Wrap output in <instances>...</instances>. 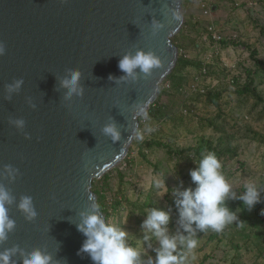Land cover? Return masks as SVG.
Masks as SVG:
<instances>
[{
	"label": "water",
	"instance_id": "obj_1",
	"mask_svg": "<svg viewBox=\"0 0 264 264\" xmlns=\"http://www.w3.org/2000/svg\"><path fill=\"white\" fill-rule=\"evenodd\" d=\"M153 20L163 24L155 35ZM183 23L182 0H0V171L18 170L0 184L16 201L31 196L38 213L27 221L15 203L8 206L15 228L0 251L39 248L59 264H93L78 254L85 239L76 228L79 213L98 203L93 181L128 154L140 125L136 113H146L177 64L172 38ZM138 49L158 56L160 68L149 76L137 69L135 80L109 79L124 76L119 59ZM69 69L81 72L84 87L70 101L60 86ZM17 79L19 92L5 98V85ZM17 118L25 121L22 130L9 123ZM108 123L120 131L115 143L102 132ZM12 259L20 264L19 254Z\"/></svg>",
	"mask_w": 264,
	"mask_h": 264
},
{
	"label": "trees",
	"instance_id": "obj_2",
	"mask_svg": "<svg viewBox=\"0 0 264 264\" xmlns=\"http://www.w3.org/2000/svg\"><path fill=\"white\" fill-rule=\"evenodd\" d=\"M258 2L261 8H264V0ZM186 6V2L182 1V8ZM250 18L251 9L248 10V18L245 20ZM193 28L191 20L186 19L180 31L172 38L179 50L177 64L160 86L158 96L146 111L147 119L142 116L139 118L141 131L145 127L153 130L150 135L144 136L142 141L134 139L128 151L130 153L137 149L135 159H130L127 166L132 167L134 162H138L152 168L153 175L157 176L159 168L153 163L150 155L159 149H165L166 161L174 172L175 185L172 188L167 182L166 199H156L152 197L156 195V190L140 189V179L137 176L127 175L115 169L119 182L114 189L115 202L111 204L113 214L104 206L103 187L100 185H106L104 181L109 174L95 179L92 185L100 209L107 219L114 214L121 216V208L124 207L128 208V219H136L135 223L141 225L147 209L155 207L164 211L171 209L168 227L171 226L178 217L173 192L195 186L191 182L189 170L196 167L193 161L198 162L202 154L207 152H213L219 158L223 174L233 164L234 159L242 168H248L247 160L259 162V168L264 173V87L259 89L264 86V51L255 40H230L231 46L237 50L242 48L249 51L248 58L254 66L246 68V79L242 80L241 75L234 74L232 59L225 62L219 53L207 61L185 56L188 46L185 39ZM260 31L261 37L264 36L263 29ZM203 35H206L210 43L214 41L211 32L204 28L197 35L195 47L201 45ZM245 60L247 61V58ZM253 72L254 75L261 72L258 83L252 78ZM176 101L180 102L177 109V105H174ZM187 141L191 142L186 143ZM171 143H174L175 147H172ZM241 153L244 159L240 157ZM244 191L241 187L236 192L240 194ZM144 198L146 199L143 200ZM226 204L244 222L226 225V229L230 227L228 231L225 229L226 233H216L212 229L197 232V238L201 235L208 236L214 246L216 242H227L234 250L231 264H243L242 254L246 252L256 259L253 264H262L263 261L261 262L259 257L264 253V215L260 212L264 209V192L261 193V202L251 211L239 200H229ZM260 217V227L254 228L256 220ZM141 238L138 247L134 240L130 241V244L142 252L149 241L144 242L142 236Z\"/></svg>",
	"mask_w": 264,
	"mask_h": 264
},
{
	"label": "clouds",
	"instance_id": "obj_3",
	"mask_svg": "<svg viewBox=\"0 0 264 264\" xmlns=\"http://www.w3.org/2000/svg\"><path fill=\"white\" fill-rule=\"evenodd\" d=\"M176 19L179 17L173 12ZM163 24L159 21H152V33L155 35ZM5 46L0 43V56L4 55ZM161 61L152 51L138 49L134 54H125L118 61V68L124 73L120 78L109 76V79L126 80L136 79L137 69L145 76L152 74V70L160 68ZM70 75L60 80V86L67 89L64 94L65 100L75 97H82L84 87L80 83L81 72L78 69H69ZM23 84L22 79L14 80L6 84L5 88L11 98L12 93H18ZM35 107V105H30ZM147 119L142 108L136 113ZM9 123L16 129L22 130L25 125L23 119H10ZM153 129L145 127L143 131L133 128L129 139L135 138L138 141L144 139V132H151ZM104 135L111 138L115 143L120 140V131L115 123H108L102 128ZM25 138H28L27 135ZM196 167L189 170V175L194 187L184 188L182 191L174 190L176 197L175 206L178 217L175 231H170L168 225L170 221L169 211H164L155 207L149 208L141 224L142 237L144 242L152 239L156 242V247L148 244V247L155 253L143 259L141 251L129 243L128 232L121 227L115 219H107L100 210V205L92 202L87 210L81 211L80 222L76 224L85 239L82 242L78 254L86 253L93 264H186V261L195 259L192 255L197 247V232L212 229L220 232L223 228L233 222H241L238 214L232 211L226 204L229 200H239L247 206V210L261 202V191L255 184H247L245 191L238 194L233 191L222 173V164L213 152L202 154L201 158L193 161ZM18 170L10 165H5L0 171V178L6 177L10 182L15 179ZM154 187L163 193H167L168 187L165 179H156ZM89 200L92 197L89 196ZM13 203L22 213L25 220L32 221L38 215L31 196H21L18 201L11 194L10 190L0 184V243L8 239V234L15 228V221L9 217V207ZM264 215V209L260 212ZM19 254L20 264H59L53 256L39 248L25 253L18 246L5 248L0 251V264H16L12 259Z\"/></svg>",
	"mask_w": 264,
	"mask_h": 264
},
{
	"label": "rangeland",
	"instance_id": "obj_4",
	"mask_svg": "<svg viewBox=\"0 0 264 264\" xmlns=\"http://www.w3.org/2000/svg\"><path fill=\"white\" fill-rule=\"evenodd\" d=\"M182 1H185L187 5L185 8H182L184 20L190 19L192 24H194V28L188 32L187 38H184L185 44L188 45L185 56L190 59H203L204 61H207L208 59H211L213 55L219 53L225 62L232 59L231 66L234 74L241 75L242 80H245L246 68L254 67L248 58L249 51L243 50L242 48L241 50L240 48L237 50L236 47L231 46L230 40L236 39L239 41V39H242L243 41L246 38L250 41L255 40L258 46L264 51V36L261 37L260 35V30L263 29L264 31V8H261L258 0L257 2L256 0ZM250 9L252 18H250V20H245L248 18V10ZM204 28H206L209 32L211 31L212 34L215 35L214 41L210 43L206 35H203L201 45H199V47H195L197 35H199V32H202ZM220 36L221 39H219ZM246 58L247 61L245 60ZM252 78L254 79V82L258 83L261 78V72L255 75L253 72ZM263 87L264 86H260L259 89H262ZM184 91L185 90H183V92ZM179 104V101L174 103V105H177L175 107L176 109L179 107ZM150 133L151 132L144 133V136L150 135ZM190 142L191 141H187L186 143ZM171 145L172 147H175L174 143H171ZM136 151L137 149L128 153L122 162L105 174H109L104 181L106 185L104 183L100 184L101 187H103V200L105 201L104 206L105 208H108V212L111 214L114 213V209L111 204L115 202L114 189L119 182L118 172L131 176H137L140 179V189L156 190V195L158 197L154 193V196H152L156 199H166V193H163L154 187V181L156 179H165V183L167 184V182H169L172 188L175 185V178L173 176L174 172L171 165L166 161L167 154L165 149H159L150 155L153 163H156L159 168L157 176L153 175L152 168L145 167L138 164V162H134L132 167L127 166L130 159H135ZM240 157L244 159L243 154ZM247 161L249 163L246 164L248 168H242L239 166L237 160L234 159L232 161L233 164L228 167L227 172L223 175L225 176L226 181L230 184L232 190L235 192L237 190L239 191L241 187L245 189V186L251 183L255 184L261 193H263L264 173H262L261 168H259V162H252L250 160ZM115 169H117L118 172L114 171ZM145 199L146 198L143 200ZM121 210L123 211L121 216L118 217L117 214H114L110 217V219H115V221L128 232L129 243L134 240L137 246L139 245V241H141L140 238L142 236L141 225H137L135 223L136 219H128V208L124 209V207H122ZM142 218L144 219L145 215ZM261 222L260 217L256 220L254 228L258 229ZM175 226L176 221L169 226L170 231L174 232ZM225 229L226 227H224L220 232H216L214 230L212 231L221 233L224 232ZM228 230H230V227L229 229H226V231ZM195 238L197 239V247L192 252L195 259H191L190 257L189 260L186 261V264H231L230 259L234 250L233 248H230V245L227 244V242H216V245L214 246V242L208 240V236L206 237L205 235H201L200 238H197L196 234ZM148 244H151L153 248L157 246L154 239L150 240ZM148 244L141 252L142 258L145 260L149 255H155L152 249L148 247ZM242 255L243 264H253L256 261L252 254L249 255V252L243 253ZM259 259L261 262L263 261L262 264H264V253L261 257H259Z\"/></svg>",
	"mask_w": 264,
	"mask_h": 264
},
{
	"label": "built area",
	"instance_id": "obj_5",
	"mask_svg": "<svg viewBox=\"0 0 264 264\" xmlns=\"http://www.w3.org/2000/svg\"><path fill=\"white\" fill-rule=\"evenodd\" d=\"M256 2H257V0H256ZM210 32H211V31H210ZM211 35H212V38H213V40H214V38H215L214 36H215V35L212 34V32H211ZM219 39H221V36L219 37Z\"/></svg>",
	"mask_w": 264,
	"mask_h": 264
}]
</instances>
